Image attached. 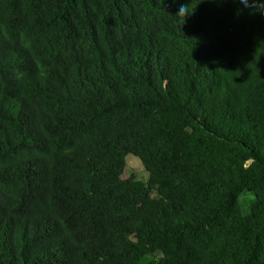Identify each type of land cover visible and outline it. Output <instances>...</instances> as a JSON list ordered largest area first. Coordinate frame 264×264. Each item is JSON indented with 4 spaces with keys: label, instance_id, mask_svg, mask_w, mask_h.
Returning a JSON list of instances; mask_svg holds the SVG:
<instances>
[{
    "label": "trees",
    "instance_id": "1",
    "mask_svg": "<svg viewBox=\"0 0 264 264\" xmlns=\"http://www.w3.org/2000/svg\"><path fill=\"white\" fill-rule=\"evenodd\" d=\"M0 264H264V0H0Z\"/></svg>",
    "mask_w": 264,
    "mask_h": 264
},
{
    "label": "rangeland",
    "instance_id": "2",
    "mask_svg": "<svg viewBox=\"0 0 264 264\" xmlns=\"http://www.w3.org/2000/svg\"><path fill=\"white\" fill-rule=\"evenodd\" d=\"M126 164L123 175L125 177L134 176L139 180L147 179V171L143 167L141 161L133 154L128 153L125 157ZM152 198H156L155 193H152Z\"/></svg>",
    "mask_w": 264,
    "mask_h": 264
}]
</instances>
